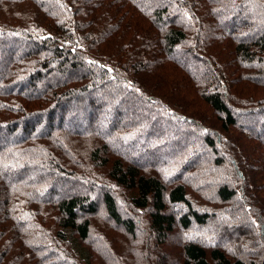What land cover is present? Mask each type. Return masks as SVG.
<instances>
[{
  "label": "trees",
  "instance_id": "16d2710c",
  "mask_svg": "<svg viewBox=\"0 0 264 264\" xmlns=\"http://www.w3.org/2000/svg\"><path fill=\"white\" fill-rule=\"evenodd\" d=\"M97 92L121 93L116 142L105 100L83 129L28 124ZM165 134L153 169L118 151ZM71 136L107 180L52 198ZM0 264H264V0H0Z\"/></svg>",
  "mask_w": 264,
  "mask_h": 264
},
{
  "label": "rangeland",
  "instance_id": "374dc122",
  "mask_svg": "<svg viewBox=\"0 0 264 264\" xmlns=\"http://www.w3.org/2000/svg\"><path fill=\"white\" fill-rule=\"evenodd\" d=\"M11 47V46H10ZM71 71L67 70L66 72V76H61L62 78L66 79L69 78ZM57 79V74L54 76H44L41 78L40 81H38V83L36 84H32V86H38L37 88L41 89L44 85H46L48 82H53L55 81L54 79ZM25 86V84L23 85ZM31 87L29 86V88L27 90H31ZM120 92H118L117 94H110L109 96H101L102 94L97 92V93H93V94H88V95H83L81 96L82 99V104L80 106L83 107V109L81 111H79V113H76L74 115H72V111L77 108L79 101L76 99L73 102H71V105L69 104V106H65L69 111L70 114H68L66 117L62 118V115L60 113V111H57L54 113L53 115V123L50 125L49 121H47V118L42 115L38 118H40L41 120H38L36 118L32 119L29 121L28 124L34 125V127L36 126L37 132H40L42 134L46 133L50 126H57L58 124H61L63 127L67 128V129H83L86 128L89 125V120L90 117L93 114V111L91 110L90 106H89V101H93V99L96 100H105L107 105L104 107V111L101 115V121L97 124L99 126L100 131L102 132V135L104 136L105 139H108V141H115V138L118 136L116 135H112L111 137H108L109 133H108V127L116 122L115 118H114V110L116 107L117 110V105H118V101H119V97H120ZM78 102V103H77ZM80 104V103H79ZM114 112H112V110ZM126 110H124L123 108L121 109L120 113H125ZM137 118V117H136ZM146 121H152L151 118L145 117ZM145 119H143V122L145 121ZM148 119V120H147ZM146 121L144 122V125L146 123ZM162 131L163 133H173L172 129L170 130L166 123V121L164 120V122L162 121ZM26 125V124H25ZM157 125V124H156ZM143 126V123H142ZM160 127V126H159ZM159 127L156 126V129H158ZM155 132H157V130H155ZM73 136L67 138V140H64L63 145L67 146L68 148H70V142L72 140L73 141H77V147L76 149H73V147H71L70 151L72 154H70V157L72 158V162H71V166H69L68 169L71 170H77V177L73 176V177H69L68 175L65 174H56L53 178L52 184L54 186H50L48 187V191L46 192L48 196H51L52 198H59V197H66L75 193H79L81 191H84L85 189V185H88L89 183L92 182H96L99 181H103L102 183H104V180H107V177H105V175L103 173H101L103 170L98 169L94 166V168H92L90 161H89V154L91 151V148L93 146V142L94 140H88L89 142H86L85 144H83L81 142L80 139H75L72 138ZM174 134L171 135V137H166V134L160 137L161 142L165 141L167 143V145L165 147H160L158 150L157 149H150L148 152L145 151V145L144 143L147 142L149 145H154V144H158L159 141H155V139H150L149 141H145V140H141V142L139 140H136V144H128V143H124L122 145H119V149L118 151L120 153L125 154V156H128L130 158H132V161L136 162L138 165L144 167L146 166V168L149 169H153L150 165L154 164L155 162H159V163H163L164 160L166 159H171L174 157L175 153L171 152L172 150H176L177 145H173L171 144L172 139H174ZM80 140V141H78ZM121 142H124V138L122 137L120 139ZM185 140L180 141V143H184ZM150 148H153L152 146ZM149 149V148H146ZM69 150V149H68ZM161 165L159 164V167ZM162 171V170H161ZM45 169H36V171H33L32 173L40 175L45 173ZM167 174L170 175L169 171H164ZM101 176V177H100ZM50 188V190H49ZM51 191V194H50ZM86 191V190H85ZM116 192V191H114ZM45 193V194H46ZM211 194V191L208 192V194ZM210 196V195H209ZM211 198V196H210ZM121 200V198H120ZM124 204V202H123ZM125 205V204H124ZM180 210H182V207H179ZM132 213V212H131ZM142 218V226L143 229H147V224H148V217L147 215L145 216H141ZM174 244V240H171L170 242L166 243V248L164 249L166 252L167 250L170 251V248H172V246Z\"/></svg>",
  "mask_w": 264,
  "mask_h": 264
}]
</instances>
